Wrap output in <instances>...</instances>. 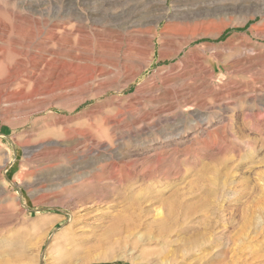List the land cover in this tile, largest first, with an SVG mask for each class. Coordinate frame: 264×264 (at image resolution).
I'll return each instance as SVG.
<instances>
[{
	"label": "rangeland",
	"instance_id": "obj_1",
	"mask_svg": "<svg viewBox=\"0 0 264 264\" xmlns=\"http://www.w3.org/2000/svg\"><path fill=\"white\" fill-rule=\"evenodd\" d=\"M5 19L19 29L15 42L62 25L82 30L79 39L94 46L117 42L129 53L128 71L142 66L126 88L119 73L108 74L114 86L71 113L73 137L89 124L76 114L113 101L135 114L131 101L140 92L157 94L134 116L145 110L175 119L119 141L102 136L110 143L104 153L83 156L79 145L36 161L26 148L56 137L53 116L16 117L0 135V264H264V87H242L264 77L257 64L264 0H0ZM156 25L157 32L169 27L165 38L178 52L157 39L148 64L145 35ZM160 51L173 54L159 59ZM247 59L256 71L243 70ZM199 77L206 84L198 86ZM181 84L189 87L184 95ZM64 99L56 115L76 100ZM85 131L78 135L92 133Z\"/></svg>",
	"mask_w": 264,
	"mask_h": 264
},
{
	"label": "bare ground",
	"instance_id": "obj_2",
	"mask_svg": "<svg viewBox=\"0 0 264 264\" xmlns=\"http://www.w3.org/2000/svg\"><path fill=\"white\" fill-rule=\"evenodd\" d=\"M168 15L169 14H167V16ZM11 16H13V14ZM164 16L167 17L166 15H164ZM5 21H6V19H5ZM13 26L14 25L11 23V21H6V22L0 23V135L1 134L5 135V133H7L8 131H10L13 128V125H16V124H13L14 121L16 120V117H18V118L24 117L26 120L30 114L34 113V115H35V112H38V111H43L42 114L48 113L49 116L50 115L53 116V119L55 121L54 124L56 125V129H57V135L54 139L47 138L45 140V142H43V141L37 142L39 144H37V145L34 144L35 146L33 145L31 147L26 148V151L30 154V157L33 160L38 161L37 160L38 158L43 157V156L46 157L49 153L53 154V152H57L62 147L70 150V149H75L79 145H81L80 150H81V152H83V154H84L83 156H85V154L91 155L94 153L100 154V152L104 153L105 151L110 150V143L106 142L104 144L103 142H101L100 139L102 136L104 137L107 135H111L110 136L111 138L119 141L125 137H129L130 135H132V134H130L131 132H138L141 129H150L151 127L155 126L158 122H160L162 120L165 122H168V121L175 119V116H170L167 114L164 116H158L157 115V117H155L156 116L155 111L150 112V111H145V110L139 116H134V115H136V112L138 110H140L141 108L143 109V103L146 101V99L148 97H150L152 100L153 99L152 96H154V95L156 96V94H157L156 93V94L148 96L145 93L146 95H143L142 94L143 92L142 93L140 92L141 89L139 90L137 88L138 92H140L139 93L140 95L134 96L132 98L133 102L131 101V103L133 104V108L136 110L135 114L132 111L133 109L129 108V109H131V110H129L125 107L126 106L125 104H127V103H124L121 101L110 102L109 104L106 105L105 110L96 109V110H91V111H85L82 114H76L77 117H85L86 120L89 121V124H88V123H86L87 121L85 120L86 121L85 122L86 123V129L85 130H88L92 133L85 135L88 132H86L82 128V129H79L78 132L80 133L82 130V131H84V133L85 132L86 133L85 134L82 133V135H78L79 134L78 133L77 136L73 137V135L71 133H73L74 129H73V126L70 124V121L76 117L72 116L71 113L76 111V109L79 106L85 104L87 102V100L91 99L92 97L94 98V97L98 96L99 94L103 93L110 86L111 87L114 86V84L111 83L112 80H110V81L108 80L109 79L108 74H110V73L113 74L114 71H116V73H119L122 76V80H121L123 82L122 87L126 88L129 86V84L131 82L134 81L135 76H137L139 74V71L142 69V66L138 67V69H136V70L134 69V71L130 72V70H132V69H130L128 71L127 66H126L127 60L125 61V59L128 58V55H123L126 53V51L121 50L120 49L121 46L116 41L115 42H116V45L118 47L116 45H115L116 47H113L111 45L109 46L108 43H110V42H108V41H110V40H108V41L106 40V42H108V43L101 40L102 43L104 42L103 44L99 43V45H98V43H97L98 46H96V45L94 46L93 45L94 43L90 40L84 41L83 39H79L81 37V33H82V30H80V29H77L75 31H68V29L62 25L58 26V25L53 24V28L49 29V31L47 30L48 35L45 33L46 36L44 34H42L44 30H42L41 31L42 33L40 32V34L36 33L37 30H35V31L33 30L34 34H30L29 35V36H31L30 38H29V36L27 38L26 37L27 35H26L25 37L29 40V42H31V44H27L29 42L23 43V41L25 40V37H24V40L22 42H18V41L15 42L13 40L15 38V35H16L15 33H17V31L15 30V29H17V27L15 26V28H14ZM156 27H157V25L155 27H148L149 29H147V32L149 35L148 36L145 35L146 36L145 41L148 44V51H147L148 64L154 60V55L156 52L155 40H157V39L166 46L168 45L169 47L170 46L175 47V50L173 49L175 51L174 54L175 53L177 54V52H178V51H176L177 50L176 48L179 47V44L177 43L178 46L176 47V45H177L176 42L174 43L172 39L170 40V39L165 38V34L167 31L166 27H168V26L164 27L163 30H159V32H157L158 29H156ZM135 29H137V28H135ZM171 29H172V27H171ZM17 30H19V29H17ZM25 30H27V29H25ZM21 32H22V30H21ZM23 32H25V31L23 30ZM147 32H145V33H147ZM182 33H183V31H182ZM20 34L21 33H19V35ZM35 34H37V35H35ZM62 34L65 35V40L63 39ZM215 35H217V34H215ZM22 36H24V35H22ZM32 36H34V37H32ZM157 36H158V38H157ZM181 36H182V34H181ZM185 36L186 35H183V37H185ZM35 37H37V38H35ZM17 38H18V34H17ZM19 38H21V37H19ZM19 38H18V40H19ZM181 40H179V42ZM129 41H131V40L129 39ZM139 41H140V39H139ZM140 43H141V41H140ZM188 45H189V43H188ZM124 46H126V45H124ZM127 52H129V51L127 50ZM126 54H129V53H126ZM172 54L173 53H168L167 51H160V54L158 55V57H159V59H165V58L172 56ZM217 55H219V54H217ZM192 56H195V55L193 54ZM198 56H199V54H198ZM219 57H220V55H219ZM262 58H264V55L262 56ZM184 59H187V57ZM258 59H259V57H258ZM192 61H195V59ZM127 62H129V61H127ZM176 63L181 64V62H179V61ZM176 63H174V65H173L174 67H175ZM146 64H147V62H146ZM184 64H182V66ZM246 64H247V66H245V68L243 69V70H245V72L255 70L257 64L260 65L261 68H264V59H260V61L257 62V64L255 62H253L252 60H248L246 62ZM187 68H188V66H187ZM158 72H160V74H162L161 71H158ZM167 72H165V73H167ZM174 72H171V73L174 74ZM191 72H193V71H191ZM126 73H129L128 76H126ZM211 73H213V69L208 71V75L206 77H210ZM112 74H110V75H112ZM160 74H158V75H160ZM168 74H169V72H168ZM175 74H177V73H175ZM170 75H172V74H170ZM256 76L257 77H253V79H255V80H253L252 84L242 85V87L247 88V89L251 88L250 90L253 89V91H255L254 90L255 87H259V88L264 87V77H260V75H256ZM110 78H111V76H110ZM160 79H162V78L160 77ZM168 80L169 79H167V77H166V80H165V82H163V84L167 83ZM205 80H206L205 77L204 78L199 77L198 86L206 84ZM116 81H118L117 78H116ZM147 82L144 83L143 85H144V88H146V90L148 91V90H151L152 87H150L151 84H148ZM152 82L154 85L155 84L154 81H152ZM116 83H117V85H116ZM119 85H120L119 82H115V88L119 89ZM156 85H157V83H156ZM179 85H177V86H179ZM185 85L187 86V84H185ZM193 85H195V84H193ZM173 86H174V84H173ZM177 86H176V88H177ZM144 88H143V90H144ZM186 88H189V87H186ZM186 88H185V86L182 85L181 89L179 88L180 90L178 92H182V95H184L185 93H187V92H185ZM192 89H193V87H192ZM241 89H243V88H241ZM153 90H152V92H154ZM194 90H195V88H194ZM169 92L170 91H168L166 93H169ZM166 93H164V95ZM172 93H173V90H172ZM148 94H149V91H148ZM158 96H160V95H158ZM176 96H177V94H176ZM65 97H68L69 100H72L74 98L73 101L76 98V100L74 103H72L71 106H67V104H66V106L68 107L67 113H69V114L66 113V114L56 115L53 108L54 107H60L59 102H60V100L64 99ZM180 97H182V96H180ZM216 97H218V96H216ZM70 98H72V99H70ZM150 98H148V99H150ZM185 99H186V97H185ZM64 100L66 101V99H64ZM64 100H63V102H64ZM128 100H130V99H128ZM147 101L149 102L150 100H147ZM190 101H191V99H190ZM199 101H201V100H199ZM187 102H189V101H186L185 104H187ZM152 104H154V103L152 102ZM61 105H62V101H61ZM128 105H130V104H128ZM176 105H179V104H176ZM138 107H140V108H138ZM163 109L166 111L165 108H162L160 110L162 111ZM83 111H84V109H83ZM108 112L113 113L114 116H119V119L116 120V119H114V116L112 117L110 115H107ZM62 113H64V112H62ZM196 113H198V112H196ZM98 116L100 119L98 118ZM96 118H98L99 121ZM129 118H130V121L127 120ZM149 119L152 121L151 123L145 122ZM27 120H29V119H27ZM22 122L25 123L26 121H22ZM143 122H145V123H143ZM96 123L97 124L100 123V124L96 126ZM126 126L127 127L133 126V129L128 127L129 129L124 128L122 130V127H126ZM103 127L105 128V130L103 129ZM76 133L77 132H75V134L74 133L73 134L76 135ZM35 147H37V149ZM32 159H30V160L32 161ZM36 161H34V162H36ZM67 240L69 241V239H67Z\"/></svg>",
	"mask_w": 264,
	"mask_h": 264
}]
</instances>
